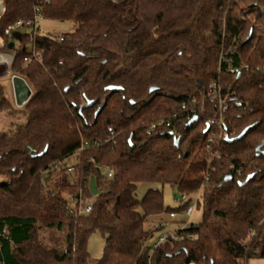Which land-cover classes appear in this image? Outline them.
Wrapping results in <instances>:
<instances>
[{
    "label": "trees",
    "instance_id": "trees-1",
    "mask_svg": "<svg viewBox=\"0 0 264 264\" xmlns=\"http://www.w3.org/2000/svg\"><path fill=\"white\" fill-rule=\"evenodd\" d=\"M0 1L2 49L14 45L12 71L33 90L16 109L0 84V116L20 118L0 130V264L264 261V35L236 0ZM240 1L264 26V0ZM37 9L43 20L75 29L5 34ZM227 61L242 70L228 73ZM214 85L228 94L226 139L215 126L206 131L209 119H219L206 97ZM202 102L204 113L187 127ZM108 128L115 144L105 142ZM141 183L159 187L139 199ZM167 185L188 202L165 207ZM198 192L202 221L177 230L174 241L148 245L155 234L148 219L184 214ZM88 203L89 214H68ZM95 232L106 239L96 261L88 251ZM45 233L58 238L50 244Z\"/></svg>",
    "mask_w": 264,
    "mask_h": 264
},
{
    "label": "rangeland",
    "instance_id": "rangeland-1",
    "mask_svg": "<svg viewBox=\"0 0 264 264\" xmlns=\"http://www.w3.org/2000/svg\"><path fill=\"white\" fill-rule=\"evenodd\" d=\"M239 4L242 10L245 12V14L248 16V19H250L251 22H253L254 26H256L261 34L264 35V26L259 24V22L255 19L254 15H251L249 12V9L241 3L240 0H236ZM1 3V1H0ZM0 7V9H2ZM39 28L41 33L43 34H51V35H61L70 33L75 29V24L72 22H59V21H51V20H42L39 23ZM1 43V41H0ZM0 53L7 54L8 56H11V60L13 59L14 52L9 51L8 49H2V43L0 47ZM12 69V66H11ZM8 79H1L0 84L4 85L7 90L9 91V97L14 104L13 95L11 92V86L10 83L7 81ZM16 109H19L15 106ZM205 111V110H204ZM20 121V118H13L11 116H7L6 114L0 116V130L2 131H8L10 129V126L13 122ZM221 134V131H219ZM73 163V162H71ZM159 186L156 184H149V183H141L138 186L137 190V197L139 199H142L146 192L149 189H156ZM163 194H164V204L165 207H170V209H177L180 207L181 203L179 201L181 195L177 193V191L172 188L171 186L167 185L163 188ZM191 205L194 206L193 214L190 218H187L184 216V214H177L176 218L172 219L168 214H164L162 216H155L148 219L146 223V229L147 230H155L154 238L149 240L148 245L154 246L160 238H164L167 235L174 234L177 230L182 228L184 226V223H187L188 225H197L202 221L203 218V210H202V198L200 192L193 194L191 197ZM189 200V199H188ZM200 202L201 206L197 207V202ZM162 224V228L160 230H156L157 227ZM58 234H49L45 233L43 235V239L47 242H51L53 239H57ZM51 244V243H50ZM53 245V244H52ZM106 247V239L99 233L95 232L92 234L88 241V251L91 255V258L93 260H100L103 257L104 254V248ZM249 264H264L263 260L259 259H253L249 262Z\"/></svg>",
    "mask_w": 264,
    "mask_h": 264
},
{
    "label": "built area",
    "instance_id": "built-area-1",
    "mask_svg": "<svg viewBox=\"0 0 264 264\" xmlns=\"http://www.w3.org/2000/svg\"><path fill=\"white\" fill-rule=\"evenodd\" d=\"M43 20V16L40 13V10L37 9L35 16L33 19L30 20H19L17 21L15 24H13L12 26H10L6 31L5 34L7 36H11L13 33L15 32H22L26 29H33V30H37V28L39 27V23ZM227 63L230 65L229 69H228V73L231 74H237L239 73L242 69L236 68L234 66L231 65V61H227ZM244 68H248V66H244ZM243 68V69H244ZM209 100L211 104H217L218 105V110H219V119L214 121L212 119L208 120V125L209 126H215L216 128L220 129L221 131V137H223L224 139L227 138V134L225 132H222L223 130V123H224V114H226V112L228 111V94H224L223 90L220 86H216L214 85L213 87H211L208 92H207V96H206ZM199 107V108H197ZM183 108H185V106H183ZM205 110V104L204 102H202L199 106H195L192 108V113L193 116L192 117H187L188 121H191V119L194 116H198V112L204 113ZM167 126H170V124L168 123ZM156 129L157 126H153L152 129ZM116 139H117V133L112 129V128H108V138L105 142L109 141V142H113L114 144L116 143ZM216 141V134L212 133L209 137H208V143L211 144L213 142ZM85 146L83 148H89L90 144L89 143H85ZM100 146V141L95 142L94 145H91V147H99ZM237 174L240 175L241 171L238 170ZM109 177H111V174H109ZM180 203H185L188 202V198L187 196H181L179 199ZM92 203H88L85 206H80L78 208L75 207H71L68 209V214L70 215H74V216H79V215H85V214H89L92 211ZM194 211V206L189 205V207L186 209V211L184 212V216L187 218H190L193 214ZM177 214L176 213H172L170 214V217L172 219L176 218ZM189 225L187 223L184 224L183 228L188 227ZM158 228V227H157ZM177 239L176 236V232L174 234H170L167 235L164 238H160L158 244H164L166 242L169 241H174Z\"/></svg>",
    "mask_w": 264,
    "mask_h": 264
},
{
    "label": "water",
    "instance_id": "water-1",
    "mask_svg": "<svg viewBox=\"0 0 264 264\" xmlns=\"http://www.w3.org/2000/svg\"><path fill=\"white\" fill-rule=\"evenodd\" d=\"M251 36H252V31H251ZM251 36L249 39H251ZM7 48L9 51L12 52L14 50V45L12 43H10ZM14 58H15V54H13V61H14ZM13 61H12L11 65L3 64L0 62V80L7 77V76L11 77V79H12L11 92L13 95L14 104L17 108L22 109L23 107H25L29 103V101L33 97V90L25 78H23L21 75L12 71L11 66L13 64ZM105 90L114 94V93L121 92L123 90V87H121V86H108ZM157 91H158L157 87H152L150 90L151 93H154ZM131 102L133 103V101H131ZM92 103L93 102H91V101L87 102V106H91ZM103 108H104V106H102L96 112V117L102 112ZM198 120H199V116H194L191 119V121L188 122L187 127H191ZM209 128H210V126L208 125L206 131H208ZM249 130H250V128H246L235 140H241L242 138H244L247 135ZM171 134H173V132H171ZM179 142H180V140L178 138L175 139V145L176 146L179 145ZM261 147H262V145L257 148V151H259L261 149ZM252 177L253 176L251 175L247 181H249ZM232 179H233L232 175H227L225 178V181L226 182L231 181ZM90 190H91V194L93 197L98 196L99 191L97 189L96 181H95L94 177L91 178Z\"/></svg>",
    "mask_w": 264,
    "mask_h": 264
},
{
    "label": "bare ground",
    "instance_id": "bare-ground-1",
    "mask_svg": "<svg viewBox=\"0 0 264 264\" xmlns=\"http://www.w3.org/2000/svg\"><path fill=\"white\" fill-rule=\"evenodd\" d=\"M12 61H13V59L11 60V56H8L7 54L0 53V62L1 63L11 65ZM4 79H8L7 81L10 83V86L12 85V79L10 76L5 77Z\"/></svg>",
    "mask_w": 264,
    "mask_h": 264
},
{
    "label": "crops",
    "instance_id": "crops-1",
    "mask_svg": "<svg viewBox=\"0 0 264 264\" xmlns=\"http://www.w3.org/2000/svg\"><path fill=\"white\" fill-rule=\"evenodd\" d=\"M2 3V2H1ZM2 5H3V3H2ZM3 9V8H2Z\"/></svg>",
    "mask_w": 264,
    "mask_h": 264
}]
</instances>
